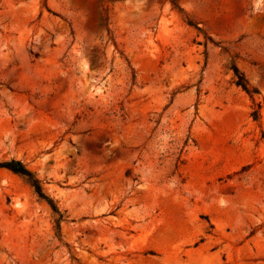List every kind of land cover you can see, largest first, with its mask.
<instances>
[{"label":"rangeland","instance_id":"rangeland-1","mask_svg":"<svg viewBox=\"0 0 264 264\" xmlns=\"http://www.w3.org/2000/svg\"><path fill=\"white\" fill-rule=\"evenodd\" d=\"M10 159L0 264H264V0H0Z\"/></svg>","mask_w":264,"mask_h":264},{"label":"trees","instance_id":"trees-1","mask_svg":"<svg viewBox=\"0 0 264 264\" xmlns=\"http://www.w3.org/2000/svg\"><path fill=\"white\" fill-rule=\"evenodd\" d=\"M234 75L236 76L235 84L240 86L243 90H245L250 96L254 92L252 88H250L248 81L244 77V75L239 71L236 65L232 66ZM0 168H6L20 176H22L28 184L33 188L34 192L38 195L39 198L48 202L52 210L58 213L55 204L48 198V196L43 191L41 182L38 178L35 177L34 173L30 171L21 161L17 159H10L7 161L0 162ZM60 220V216L56 219L57 227L58 222Z\"/></svg>","mask_w":264,"mask_h":264}]
</instances>
